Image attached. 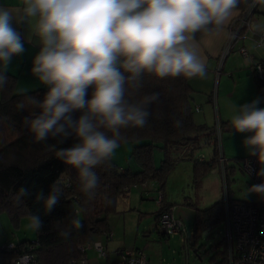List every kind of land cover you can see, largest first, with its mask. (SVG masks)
Wrapping results in <instances>:
<instances>
[{"label": "clouds", "instance_id": "clouds-1", "mask_svg": "<svg viewBox=\"0 0 264 264\" xmlns=\"http://www.w3.org/2000/svg\"><path fill=\"white\" fill-rule=\"evenodd\" d=\"M242 0H19L17 7L0 6V88L7 83L6 71L13 56L25 52L20 33L13 26L26 23L39 51L33 57L31 74L45 88L42 99L28 95L19 110H27L23 123L35 142L69 137V148L49 145L55 158L75 168L81 191L91 199L98 187L93 170L123 139L122 129L147 124L148 106L158 93L144 95L139 103L125 99L126 85L141 87L145 75L157 79L205 78L207 68L196 43L197 33L219 31L238 12ZM249 8L264 6V0H244ZM255 31L264 26L253 24ZM91 98H88V90ZM261 98L235 105L232 129L251 133L243 141L249 155L264 164V108ZM30 109V110H28ZM79 112L76 117L74 114ZM264 177V168L257 173ZM264 197V183L245 190ZM21 186L17 200L29 196ZM57 182L47 195L35 194L50 214L60 202ZM28 227L39 232L43 220L30 213ZM80 227L78 220L72 221Z\"/></svg>", "mask_w": 264, "mask_h": 264}, {"label": "trees", "instance_id": "trees-1", "mask_svg": "<svg viewBox=\"0 0 264 264\" xmlns=\"http://www.w3.org/2000/svg\"><path fill=\"white\" fill-rule=\"evenodd\" d=\"M246 8L247 3L242 0L238 10L243 11ZM202 34L204 33H197L195 38ZM6 75L7 83L0 88V213L6 212L15 226H18L22 217L38 213L43 220V228L39 232L35 231L34 240L18 241L14 249H6L4 247L6 243L0 245V264H9L10 259L22 254L26 245L30 243L34 246L33 251L40 264H71V260L77 262L85 254L79 251V245L92 242L98 236L110 232L108 216L115 211L116 198L130 185L152 180L163 185L175 162L165 156L159 167H156L153 161L154 148L166 150L170 146L191 143L192 154L197 146L195 142L199 133L210 129L194 120L192 106L194 90L190 85L191 78L180 76L157 79L145 75L141 78L142 86L138 89L131 84L126 85L125 99L129 103H139L144 95L153 92L159 94V99L148 106L150 116L144 127L121 130L123 139L120 143L130 141L134 144L131 155L136 168H122L112 160V157L106 159L93 169L99 180L95 195L89 199L88 195L81 191L78 171L55 158L54 152L48 147L55 144L57 148L66 149L77 142L75 138L69 137L62 144H58V138L35 142L23 123L28 111L17 108V104L22 101L27 106L28 95L42 99L47 88L15 93L16 77L9 73ZM254 77L261 91L264 88V81ZM91 91L89 88L88 98H91ZM74 115L78 117L80 113ZM223 123L232 129L228 121ZM214 154L218 158L217 147L214 148ZM188 157L193 159V155L188 154ZM198 160L196 158L193 162L195 183H198L199 177L212 164L206 163L204 159ZM54 182L60 185L62 194L60 202L50 214H47L42 205L35 202V194L43 191L47 195ZM21 186L29 189L31 194L17 200V191ZM225 201L233 202L226 197L208 208L198 209L192 201L184 198L182 205L194 209L190 236L194 244L189 247L196 253H199V248H195L196 240L201 232L223 221ZM169 208L170 205L167 206L161 201L156 217L157 229L159 215ZM73 220H78L80 227H75ZM189 241L190 238L188 243ZM210 261L211 264H226V248L221 252L219 261L216 262L214 259Z\"/></svg>", "mask_w": 264, "mask_h": 264}, {"label": "rangeland", "instance_id": "rangeland-1", "mask_svg": "<svg viewBox=\"0 0 264 264\" xmlns=\"http://www.w3.org/2000/svg\"><path fill=\"white\" fill-rule=\"evenodd\" d=\"M252 20L254 24L264 26V6H258ZM241 47L247 50V55L240 52ZM254 57L257 60L264 59V45H256L251 35L238 39L224 57L221 53L209 87L205 85L203 92L193 95L194 120L196 123L205 124L210 129L207 132L199 133L194 153L188 152L189 155H193V159H189L188 156L184 159L178 158L177 169L167 177L166 187L167 191L174 194L173 197L180 195L177 202H174V214L180 216L185 233L189 238L192 231L194 209L182 205L184 198L192 201L198 209L208 208L226 197L233 201H257L259 198L254 193L244 196L245 190L255 185L249 174L242 168L243 160L251 156L243 141L251 133L236 132L223 123L228 121L230 124L236 104L239 106L250 103L259 97L261 98L259 107L264 108V88L261 91L258 89L252 72ZM196 107L200 109L195 110ZM133 145L130 141L120 143V147L111 156L112 160L122 168L135 169L136 165L131 155ZM215 147L218 151L220 150L227 162L224 173L219 156L216 158L214 154ZM154 155L155 166L159 167L164 158V151L155 147ZM202 155L206 163L212 164L199 177L198 183H195L193 162ZM148 211H150L148 216L154 215L153 211ZM27 218L28 216L22 217L18 226H15L8 214L1 212L0 245L10 242L17 243L24 239L34 240L35 231L28 227ZM151 220V218L143 220L140 230ZM117 225L120 228V225ZM224 232L223 221L202 231L196 240L195 248H199V253H196L189 247L188 241L181 238L180 234L167 237L152 231V238L149 239L151 240L149 252H144L146 256L152 257L153 264H211L210 259H214L216 262L221 259V252L225 249ZM143 240V236L139 235L136 241L134 239L132 241L137 246L143 247Z\"/></svg>", "mask_w": 264, "mask_h": 264}, {"label": "crops", "instance_id": "crops-1", "mask_svg": "<svg viewBox=\"0 0 264 264\" xmlns=\"http://www.w3.org/2000/svg\"><path fill=\"white\" fill-rule=\"evenodd\" d=\"M18 4L19 0H0V6L15 8ZM238 13L239 10L233 18H235ZM229 23H227L222 30H213L212 32L204 33L195 38L196 43L199 46L200 54L206 64L207 75L202 79H190V85L194 90V93L203 92V86L207 85L209 87L211 84L212 77L216 70V64L218 63L228 38ZM13 26L20 33L25 47V52L22 55L13 56L9 68L6 71V73L12 74L16 77L14 92L23 93L42 88L44 86L40 84L39 81H37L31 74L33 57L39 51V45L36 42V38H32V43L28 41L27 37L29 35V28L26 23L16 24L15 21H13ZM197 108L198 110L200 109L199 107ZM190 144L184 146H170L166 150L162 149L164 151V157L168 156L175 162L167 177L172 175L175 169H177L176 164L178 158H187L189 154L188 152L191 150ZM154 156L153 152V161L155 158ZM154 165H156L155 161ZM167 177L165 178L163 185H160V183L155 180L147 181L142 184L131 186L128 190L116 198L115 211L108 216L111 238L107 239L104 234L96 238V240H99L106 248V256H99L96 250L87 249L85 251V256L87 258L86 264H117L121 252L127 247L140 249L147 261V264H153L152 257L146 256L144 251L149 252L151 242L149 239L152 238L151 232L155 231L161 234L157 229L156 218L157 211L160 209V203L163 201L165 205H170V207H173V211H175L173 204H175L174 202H177L178 197L180 196L178 195V197H173L174 194L172 195L169 191H167ZM148 210L153 211L152 214L154 215L148 216V213L150 212ZM177 217L180 218V216ZM146 218H151L152 220L149 224L143 225L140 230V225ZM117 224L120 225V228H118ZM139 235H142L144 238L143 247H139L134 243ZM180 235L184 241H188L189 237L185 232ZM133 239L134 241H132Z\"/></svg>", "mask_w": 264, "mask_h": 264}, {"label": "built area", "instance_id": "built-area-1", "mask_svg": "<svg viewBox=\"0 0 264 264\" xmlns=\"http://www.w3.org/2000/svg\"><path fill=\"white\" fill-rule=\"evenodd\" d=\"M257 5L254 8H247L239 11L228 25V38L222 51L224 57L238 39H243L248 35L256 45H264V30L255 31L252 29L254 21L252 18L257 12ZM252 17V18H251ZM243 31V32H242ZM242 32V33H241ZM240 52L247 55V50L241 47ZM252 62L254 76L264 81V60ZM195 110H198L196 107ZM200 161L204 156L198 157ZM219 161L224 173L226 160L219 150ZM242 168L249 174L255 185L264 183V177L257 173L264 168L257 157L252 155L243 160ZM130 185L126 190H128ZM224 240L227 250L226 264H264V197L259 196L257 201H225L224 206ZM158 230L161 234L170 237L176 234H184L183 222L175 216L173 207L163 211L158 217ZM107 239L111 238V233L104 234ZM8 250L16 247L15 242L4 245ZM79 251L85 252L87 249H94L99 256H106V248L99 240L79 245ZM32 243L27 244L23 253L10 259L9 264H40L34 254ZM71 264H86L87 258L84 255L76 262L71 260ZM117 264H147V261L140 249L134 247L125 248L119 257Z\"/></svg>", "mask_w": 264, "mask_h": 264}, {"label": "water", "instance_id": "water-1", "mask_svg": "<svg viewBox=\"0 0 264 264\" xmlns=\"http://www.w3.org/2000/svg\"><path fill=\"white\" fill-rule=\"evenodd\" d=\"M193 244H194V241H193L192 237H190L189 246L191 247V246H193Z\"/></svg>", "mask_w": 264, "mask_h": 264}]
</instances>
